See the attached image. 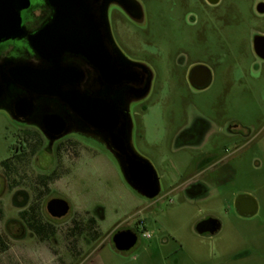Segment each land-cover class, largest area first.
<instances>
[{"label":"rangeland","instance_id":"obj_1","mask_svg":"<svg viewBox=\"0 0 264 264\" xmlns=\"http://www.w3.org/2000/svg\"><path fill=\"white\" fill-rule=\"evenodd\" d=\"M133 1L139 23L114 7L107 19L118 49L151 73L147 96L131 107L130 142L154 169L159 196L146 200L132 190L100 139L73 131L49 143L0 109V264H264V60L253 49L264 36L257 11L264 0ZM195 62L212 74L201 94L187 83ZM199 123L207 133L191 146ZM185 182L205 195L176 191ZM12 184L19 187L9 192ZM28 187L40 199L26 205ZM239 195L256 201L255 216L237 215ZM51 198L67 202L69 212L56 220L54 237L35 242L19 214L33 213L34 227L46 229ZM209 217L220 229L198 235L196 225ZM125 228L137 241L118 253L112 236Z\"/></svg>","mask_w":264,"mask_h":264},{"label":"water","instance_id":"obj_2","mask_svg":"<svg viewBox=\"0 0 264 264\" xmlns=\"http://www.w3.org/2000/svg\"><path fill=\"white\" fill-rule=\"evenodd\" d=\"M53 9V15L49 24L33 37H27L30 48L38 54H43L52 64L56 61V55L60 54L56 49L58 46H68L77 54H83L91 64L98 70L100 75L109 84V87L118 85L122 80H128V75L123 77L118 69L117 62L122 55L114 48L117 54L115 60L102 58L101 47L95 36L85 42L83 51L80 42L75 41L71 35L69 40L56 41V28L66 24L70 28H78L81 24L89 22L88 0H45ZM213 3L216 2L212 1ZM29 0H0V43L20 39L25 36L21 27L20 13L27 9ZM257 11L264 12L263 5H258ZM106 21V20H105ZM44 36L43 44L40 39ZM109 42L113 44L109 32ZM43 46V47H41ZM255 53L264 59V37H256L254 40ZM74 52V51H72ZM107 63V67H106ZM149 82L146 87L138 92L137 98L146 97L149 91ZM31 95H36V100L42 106L43 96L59 97L56 94V74L45 72L38 75L36 72H27L23 69L14 68L8 74L0 68V109L9 113L14 120L24 118L32 114ZM61 100L70 108L74 115L79 118L80 132L94 136L105 145L106 149L117 160L121 174L127 185L140 196L150 200L159 193L158 178L152 166L141 158L133 150L130 142L131 121L126 112V97L117 98V94L109 92H98L92 98H63ZM124 105V110L119 106ZM61 114L42 116L43 124L41 131L47 137H55L56 140L70 134L72 129L60 123ZM120 118L122 120L120 124ZM120 124V125H119ZM119 126V127H118ZM109 139V140H107ZM249 199V197H247ZM245 196L237 197L235 209L240 214H247L240 209L239 203ZM254 210V204H252ZM47 212L54 218H62L69 212V205L62 199H52L46 205ZM220 229V223L216 219H206L196 225L198 235H214ZM137 238L131 231H123L112 237L113 248L118 253L130 251L136 244Z\"/></svg>","mask_w":264,"mask_h":264},{"label":"flooded vegetation","instance_id":"obj_3","mask_svg":"<svg viewBox=\"0 0 264 264\" xmlns=\"http://www.w3.org/2000/svg\"><path fill=\"white\" fill-rule=\"evenodd\" d=\"M206 5L214 6L218 3L212 2L215 0H202ZM89 2V22L86 24H81L78 28L67 27L66 24L59 25L56 28V41L61 42L64 40H69L70 36L73 35L75 41H79L81 50L83 51L85 42L91 39V36H95L96 41L99 43L101 47L102 58L104 60H108L109 58L115 60L117 58V54L114 53V48L116 47L118 52L122 55L120 59H118L117 66L119 71L121 72V76L124 79L125 75H128V80H122L118 85L109 87L107 79L105 80L102 75L98 72V70L91 64V62L83 55L77 54L75 50L70 49L68 46H58L57 51L60 54L56 55V61L54 63H50L43 54H38L30 48L27 37H33L37 33L39 34L44 28L49 24L52 15L53 9L46 3L45 0H29V6L27 9L23 10L20 13L21 19V27L24 30L25 36L20 39L8 40L0 43V68L3 73L8 74L9 70L14 68L23 69L27 72H36L38 75H44L45 72H54L56 74V94L59 97H41L43 98V103L47 106L43 107L42 104L36 100V95H31V104H32V114L30 116H26L24 118H19L14 120L19 124L33 126L39 131H41L40 127L43 124L42 116L44 115H56L61 114L60 123L64 124L65 127H70L72 131H80V123H78L79 118L73 114L68 106L61 100L60 97L63 98H72V97H80V98H92L95 93L98 92H109L111 90L112 93L117 94V98L120 99L126 97V112L130 118L131 107L135 104L141 103L145 99L137 98L138 92L143 90L150 78L151 82V73L144 64L134 61L132 59L127 58L115 45L112 37L113 44L109 42V25H108V9L110 7L116 8L121 14H123L130 22L139 23L141 19V10L137 3L133 0H88ZM106 20V21H105ZM44 33V31L42 32ZM45 34V33H44ZM111 35V34H110ZM264 37V36H260ZM40 41L44 40V36L41 37ZM255 40V39H254ZM43 47V46H41ZM253 49H254V41H253ZM74 51V52H72ZM255 51V50H254ZM257 55V54H256ZM258 56V55H257ZM264 60V59H263ZM107 67V63H106ZM187 83L192 89V91L196 94L204 93L211 85L212 74L205 64L200 62L191 63L188 65L186 70ZM150 82H149V90H150ZM149 92V91H148ZM147 96V95H146ZM119 106V105H118ZM122 110H124V105L119 106ZM145 111L146 108H143ZM5 111V110H4ZM7 112V111H5ZM8 113V112H7ZM9 114V113H8ZM10 116V115H9ZM122 120L120 118V124ZM119 124V125H120ZM200 126L195 124V128L197 131L196 136L193 131H187L186 129L182 130L183 134L194 135V142L191 146L199 143L201 138L206 135V129L208 125H203L199 123ZM201 125L203 128L200 129ZM119 127V126H118ZM130 136L132 133V124L130 126ZM230 133H232L233 127H229ZM45 140L49 143H56L60 139L56 140L55 137H47L41 131ZM213 135V134H212ZM67 136V135H66ZM64 138V137H63ZM61 138V139H63ZM109 140V139H107ZM189 145V144H188ZM187 145V146H188ZM109 151V150H108ZM110 152V151H109ZM203 169L199 171L198 177L203 175ZM14 185V186H13ZM197 185V184H196ZM182 187L175 188L176 191H180L185 189L190 191L192 188L199 189L198 196H204L206 191L205 188L201 185L195 186L193 182H185ZM18 184H12V186L8 187L9 192H12L14 189L18 188ZM28 191H30L32 197L31 200L27 197L22 198V202L29 204V202L33 200L40 199V193L38 192V188L28 187ZM159 196V193L156 197ZM245 196V199L239 203V207L241 210L246 212L247 214L240 215L235 209V199L234 201V210L239 217L242 218H251L256 215L258 207L256 201L248 196V195H239ZM238 196V197H239ZM142 197V196H141ZM154 197L153 199H155ZM249 197V199L247 198ZM144 198V197H142ZM11 201L16 200V194L10 198ZM56 199V198H51ZM146 199V198H144ZM150 199V200H153ZM48 200L45 204V210ZM148 200V199H146ZM254 204V210L252 207ZM47 220L51 223L47 226V228H35L34 223L36 222V217L33 213L29 216L22 211L19 214L20 221L24 218L28 219V222L25 223L29 236L31 238L35 237V242L46 243L49 240V237H54L56 235V220L61 218H54L48 212L46 214ZM65 217V216H64ZM63 218V217H62ZM207 219H214L213 217H209ZM206 220V219H205ZM143 229L144 226H141ZM123 231H131L129 228H125L119 232ZM118 233V232H117ZM133 233V232H132ZM116 234V233H115ZM207 236H212L205 234ZM114 236V235H113ZM112 236V237H113ZM3 242L5 238L1 236ZM56 243V240L54 241ZM0 249V254L4 253Z\"/></svg>","mask_w":264,"mask_h":264},{"label":"built area","instance_id":"obj_4","mask_svg":"<svg viewBox=\"0 0 264 264\" xmlns=\"http://www.w3.org/2000/svg\"><path fill=\"white\" fill-rule=\"evenodd\" d=\"M140 228H142V227L140 226ZM144 236H145V237H149V234H145Z\"/></svg>","mask_w":264,"mask_h":264}]
</instances>
